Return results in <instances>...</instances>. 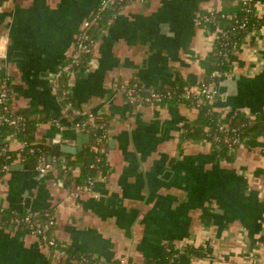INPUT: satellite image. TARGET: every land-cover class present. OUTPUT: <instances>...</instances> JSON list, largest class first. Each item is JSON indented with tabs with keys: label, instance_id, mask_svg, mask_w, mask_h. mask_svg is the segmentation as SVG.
<instances>
[{
	"label": "crops",
	"instance_id": "0c3cea01",
	"mask_svg": "<svg viewBox=\"0 0 264 264\" xmlns=\"http://www.w3.org/2000/svg\"><path fill=\"white\" fill-rule=\"evenodd\" d=\"M100 1L0 0V75L10 82L11 109L31 113L32 138L48 145V161L82 152L90 138L72 123L83 112L101 114L110 167L72 200L67 192L78 167L67 188L56 171L42 176L14 160L0 177V208L53 209L55 238L71 254L105 264L156 260L167 243L200 250L191 264H264V135L245 137L219 157L216 145L185 135L196 117L190 105L132 107L111 87L115 80L137 81L146 90L194 87L216 33L210 21L196 19L224 1L129 0L98 32L85 68L63 82L57 72ZM255 1L261 15L264 0ZM229 60L230 72L213 82L212 106L223 123L252 120L264 112V28L250 32ZM11 136L5 141L17 151L21 142ZM82 136L81 151L55 153V147H79ZM0 264L81 263L52 253L9 220L0 223Z\"/></svg>",
	"mask_w": 264,
	"mask_h": 264
},
{
	"label": "trees",
	"instance_id": "16d2710c",
	"mask_svg": "<svg viewBox=\"0 0 264 264\" xmlns=\"http://www.w3.org/2000/svg\"><path fill=\"white\" fill-rule=\"evenodd\" d=\"M129 0L119 2L118 0H105V4H102L101 0L97 7L94 9L92 14L97 13L96 21L88 29V35L91 42H94L97 38V34L102 28L108 23V21L120 9L127 4ZM224 4L218 11H209L201 13V16L210 17L209 21L215 25L217 32L213 40L212 46L208 54L200 61L201 67L204 70V77L194 87L201 86L202 84H213L215 79L224 73H228L231 70L229 55L242 44L245 37L252 31H259L264 28V15H258L255 12V0L248 2L247 4L238 3L236 5H230L232 0H223ZM249 10V11H246ZM243 24V28L240 25ZM89 55L82 58V64L87 63ZM1 78L8 82L10 88V82L7 76L0 75ZM60 80L63 82L68 79L67 72H62ZM186 89H191L185 82H182L175 88L167 89H151L155 92L165 95L167 91L171 93V98H163L160 104L167 103L169 101L183 102L196 110V117L192 123H188L185 126V135L187 137H195L203 141L209 142L216 145L215 152L217 156L224 157L229 155L237 145H229L222 140V136H236L240 140L245 137H257L264 135V112L256 115L252 120L234 118L230 123H223L219 118V113L215 111L211 103L202 100L200 105H196V98L193 96L184 97ZM150 90H146L143 86L141 88V94L148 95ZM66 104L70 107L73 106L71 99L66 97ZM6 104L0 103V177L2 176V166L5 164L10 165L14 160L17 159V153L21 156V162L26 166H35L36 159L39 155H44L47 159L49 155V147L45 142L36 141L32 138V128L34 126V120L31 118V113L27 109H21L16 111H9L6 109ZM135 107V106H132ZM70 109V108H69ZM91 113L95 123L102 125V128L92 129L88 126V133L90 143L86 148L76 154L75 156H65L63 160L58 161L57 159L52 161L53 171L58 173L55 178L56 181L59 177L64 178L65 187H69L73 178V171L76 167L79 168L77 173L78 179L77 185L84 188L89 187L90 181H92L97 172L106 173L110 170V167L105 165L107 159L94 150L103 147L106 150L105 142L97 143L96 136L102 135L103 131H107V121L104 116L99 113L83 112L78 114L77 120L72 123L74 127L76 124L82 122L87 117V114ZM17 116L19 118L16 125H9L6 121H2V118ZM226 125V127L221 126ZM234 130V131H232ZM15 135L17 141L25 143L21 151L8 150V142L5 141L7 135ZM214 137H219L218 141L214 140ZM33 149L30 153L29 150ZM90 156L92 160L90 161ZM51 173V172H50ZM48 173L47 175H50ZM75 184V185H76ZM54 213L53 209H46L39 213L30 212H17L11 209L0 208V223H9V220L13 217L23 218L27 215L31 219H37L38 221L45 222L48 219L49 213ZM202 218L206 220L205 213L202 214ZM26 225L23 223L19 227L25 228ZM55 228V224L51 227L47 234H52ZM58 245L55 247H49L54 253L56 250H63L64 255L72 256L74 260L79 261L81 264H105L91 257L89 254H71L69 247L63 248ZM200 250L192 246H186L184 248H176L172 243H167L163 246L162 255L156 260H147L143 264H191L194 257L199 256ZM107 264H120V259H116L111 263ZM126 264H132L126 260Z\"/></svg>",
	"mask_w": 264,
	"mask_h": 264
},
{
	"label": "built area",
	"instance_id": "2783aa9c",
	"mask_svg": "<svg viewBox=\"0 0 264 264\" xmlns=\"http://www.w3.org/2000/svg\"><path fill=\"white\" fill-rule=\"evenodd\" d=\"M103 3L105 4V0H102ZM119 2H122L124 0H118ZM252 0H241L242 4H247L248 2H251ZM126 5V4H125ZM124 7V6H123ZM257 8V4L255 3V12ZM246 11H249L246 9ZM261 15H264V13H262ZM260 15V16H261ZM97 19V13L94 14H90L81 24V26L79 27V30L77 32V34L75 35L74 38V43L72 45V49H71V53L69 55V59L67 61V63L63 66L60 67L59 71L57 72V76L60 77L61 73L67 72V76L68 78H72L75 77L77 73H79V71H81V69L85 68L86 64L89 63L90 61V56H89V60L87 63L82 64V58L86 55H90L91 54V50L93 47L94 42H91L89 39V35H88V29L90 28V26L96 21ZM210 17L207 16H201L198 15L196 21L198 25H202L205 22L209 21ZM240 28H243V24L240 25ZM217 32V29H216ZM216 36V33L214 35V38ZM8 86V82L0 77V103L2 104H6V109L13 112V110L10 107V88L7 87ZM112 89L115 92L121 93L123 94V96L125 97L126 102L131 105V106H139V105H152V106H158L160 105L161 101L163 98H171V93L169 91H167L165 93V95H161L158 92H155L154 90H150V93L148 95H143L141 94V88L142 85L140 83H138L137 81H132V82H124V81H113V83L111 84ZM216 90L213 87V84H202L201 86H197V87H191V89H186L185 93H184V97H188V96H193L196 98V105H200L202 103V100L205 99V101L209 102L212 104V101L216 98ZM78 116V115H77ZM2 121H6L9 125H16V123L18 122L19 118L17 116L12 117V115H10L9 117H5L1 119ZM224 125V124H223ZM88 126L92 129L95 128H102V125H99L97 123H95L94 119H93V115L91 113L87 114V117L85 118V120H83L82 122L76 124L74 127L79 129L80 131H85L87 132V128ZM222 127H226V125L221 126V129H223ZM234 131V130H232ZM107 135V131H103L102 135L96 136V142L97 143H104L106 141V136ZM12 138L11 135H8L6 137L7 141H9ZM222 140L229 144V145H237L240 142V139L236 136H228V135H224L221 137ZM220 138L219 137H214L215 141H218ZM25 143L21 142L20 144V148L18 149V151H21V149H23ZM9 150V149H8ZM95 152H99L100 154H102L105 158H107V152L103 147H100L99 149H95ZM30 153L33 152V149L29 150ZM21 156L19 153H17V159L16 160H21ZM105 165L109 166V163L106 162ZM9 167L8 164H5L2 166V171L7 170ZM35 171L42 175V176H46L48 173L53 171L52 168V161H48L44 155H39L36 159V163L34 166ZM92 181H90L91 183ZM89 183V185H90ZM88 188H84L80 185H74L72 188H69L68 192H67V196L70 199H76L77 197H79V195L85 193L88 191ZM10 221L13 224H16L17 226L21 225L22 223L25 226L24 229L27 230V232L29 234H31L32 236H34L38 242L43 245L44 247H55L58 245V239L55 238L54 233L52 232V234L48 235L47 231L54 226V224L56 223L55 221V213H49L48 214V219L45 222H41L38 221L37 219H31V217L29 215L23 217V218H18V217H13L10 219ZM59 247L63 248L65 246H67L66 243L60 241L59 242ZM54 254H62L64 255L63 250H56L54 252ZM120 264H126V260L125 259H120Z\"/></svg>",
	"mask_w": 264,
	"mask_h": 264
},
{
	"label": "water",
	"instance_id": "95a60500",
	"mask_svg": "<svg viewBox=\"0 0 264 264\" xmlns=\"http://www.w3.org/2000/svg\"><path fill=\"white\" fill-rule=\"evenodd\" d=\"M87 135H88V133H87ZM88 137H89V135H88ZM80 139H81V141H79V143H78L79 147H70V146H63V147H58V148L55 147V149H54L55 153H57L59 150L66 152V153H73V154H75L78 151H81L82 147H80V144L84 143L85 138H84V136H82V138H80Z\"/></svg>",
	"mask_w": 264,
	"mask_h": 264
}]
</instances>
